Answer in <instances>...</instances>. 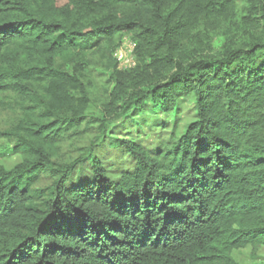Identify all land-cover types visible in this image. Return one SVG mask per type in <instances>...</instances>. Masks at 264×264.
I'll use <instances>...</instances> for the list:
<instances>
[{
	"label": "trees",
	"instance_id": "trees-1",
	"mask_svg": "<svg viewBox=\"0 0 264 264\" xmlns=\"http://www.w3.org/2000/svg\"><path fill=\"white\" fill-rule=\"evenodd\" d=\"M41 1L0 0V264L264 248V0ZM146 114L154 148L124 135Z\"/></svg>",
	"mask_w": 264,
	"mask_h": 264
},
{
	"label": "rangeland",
	"instance_id": "rangeland-1",
	"mask_svg": "<svg viewBox=\"0 0 264 264\" xmlns=\"http://www.w3.org/2000/svg\"><path fill=\"white\" fill-rule=\"evenodd\" d=\"M80 1V9L84 10L87 6H93L99 2V0H79ZM73 7V3L71 0H42L40 9L43 10H49V9H56L60 17L64 19H68V13L71 11ZM38 16V12H37ZM71 21V20H70ZM129 44L127 43L126 46ZM122 55V58H124V51L121 53V50L119 51V58ZM123 65V61H122ZM1 102L6 103L7 100L1 98ZM0 102V129H4L10 122V119L12 118V114L5 109L3 104ZM186 106L185 108H187ZM186 111V110H185ZM146 117V120L142 121L139 127H133L128 129V132L124 135H127L129 138V135L133 138L140 139L141 142H144L146 146L149 148H154L156 144L160 143V140L162 139H168L169 134H163L160 137L158 134L160 133V130H157L156 126L154 125V121L152 120L151 115H144L143 118ZM162 119L161 121H164V115H161ZM127 121L118 124L116 128H114V132L116 133L115 136H119L120 133L125 132L126 129L122 126L126 125ZM157 130V131H156ZM122 137V136H119ZM9 146V142H7L4 139H0V166L5 167L6 169H11L17 164H19L22 161V157L18 154H4L5 147ZM120 164V163H118ZM234 259L238 264H264V248H248L243 251L236 252L234 254Z\"/></svg>",
	"mask_w": 264,
	"mask_h": 264
},
{
	"label": "built area",
	"instance_id": "built-area-1",
	"mask_svg": "<svg viewBox=\"0 0 264 264\" xmlns=\"http://www.w3.org/2000/svg\"><path fill=\"white\" fill-rule=\"evenodd\" d=\"M131 50H132V47H131ZM123 51L121 50V53H122ZM118 55V58H119V53L117 54ZM122 55L123 54H121V58H120V61L122 60L123 61V65H125V66H127V65H129L128 63H129V59H126V54H125V51H124V58H122Z\"/></svg>",
	"mask_w": 264,
	"mask_h": 264
}]
</instances>
